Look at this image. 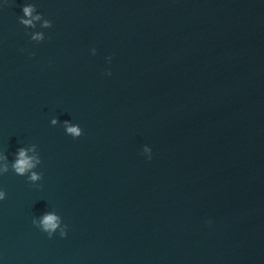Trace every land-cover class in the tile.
<instances>
[{
	"label": "water",
	"instance_id": "obj_1",
	"mask_svg": "<svg viewBox=\"0 0 264 264\" xmlns=\"http://www.w3.org/2000/svg\"><path fill=\"white\" fill-rule=\"evenodd\" d=\"M0 156V264H264V0H0Z\"/></svg>",
	"mask_w": 264,
	"mask_h": 264
},
{
	"label": "clouds",
	"instance_id": "obj_2",
	"mask_svg": "<svg viewBox=\"0 0 264 264\" xmlns=\"http://www.w3.org/2000/svg\"><path fill=\"white\" fill-rule=\"evenodd\" d=\"M23 16L19 18V22L24 25L26 28H35V21H40L42 19L41 14L33 15L36 11V7L33 4H26L22 8ZM41 27L49 28L52 27V24L49 20H44ZM33 40L40 41L44 39L43 33L36 32L31 37ZM96 49H92V53L95 54ZM111 58L109 57V60ZM110 75L111 73H107ZM53 125L57 124V121L53 119L51 121ZM64 127L67 133L75 138H79L83 135L80 126H73L68 121L64 122ZM36 151V145H33L31 148H20L17 151L16 159L12 163V170L18 176H27V179L35 184L37 181H40L43 178V174L37 171H33L37 165L41 164V159L38 155H29V152ZM142 154H146L147 159L151 160L152 158V149L145 145L143 147ZM0 160L7 161L6 156H0ZM9 171L7 163H4L0 166V175L5 174ZM6 192L0 190V201L6 199ZM34 226H36L40 231L47 234L49 238H52L55 233H59L61 238L66 237L67 235V225L63 224L62 218L55 211L45 212L40 217H34L32 220Z\"/></svg>",
	"mask_w": 264,
	"mask_h": 264
}]
</instances>
